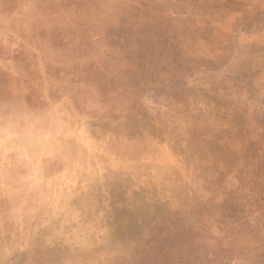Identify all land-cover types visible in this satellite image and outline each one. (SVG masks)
Listing matches in <instances>:
<instances>
[{
	"label": "rangeland",
	"instance_id": "1",
	"mask_svg": "<svg viewBox=\"0 0 264 264\" xmlns=\"http://www.w3.org/2000/svg\"><path fill=\"white\" fill-rule=\"evenodd\" d=\"M0 264H264V0H0Z\"/></svg>",
	"mask_w": 264,
	"mask_h": 264
}]
</instances>
